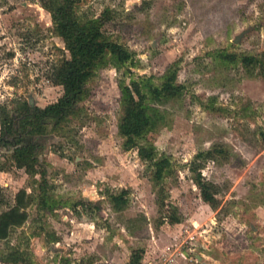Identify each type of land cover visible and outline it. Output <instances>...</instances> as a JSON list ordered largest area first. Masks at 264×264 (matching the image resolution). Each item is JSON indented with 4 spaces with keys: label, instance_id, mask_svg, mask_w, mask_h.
<instances>
[{
    "label": "rangeland",
    "instance_id": "rangeland-1",
    "mask_svg": "<svg viewBox=\"0 0 264 264\" xmlns=\"http://www.w3.org/2000/svg\"><path fill=\"white\" fill-rule=\"evenodd\" d=\"M74 11L130 57L98 63L78 110L40 136L34 170L0 149V218L26 215L0 237V264H124L134 248L140 264H264V0H77ZM67 56L41 0H0V129L19 102L57 99L50 74ZM171 72L179 92L156 96ZM135 79L151 118L136 143L169 158L160 178L118 131ZM15 249L24 263L6 260Z\"/></svg>",
    "mask_w": 264,
    "mask_h": 264
},
{
    "label": "trees",
    "instance_id": "trees-1",
    "mask_svg": "<svg viewBox=\"0 0 264 264\" xmlns=\"http://www.w3.org/2000/svg\"><path fill=\"white\" fill-rule=\"evenodd\" d=\"M76 1L41 0V4L50 11L54 30L64 40L65 49L69 53V56L53 66L50 74L51 81L62 86V93L56 100L44 106L37 105L30 99L21 101L16 111L11 114L5 113L1 118L0 149L9 151L15 164L24 167L27 171L34 170V164L42 147L40 136L44 134L48 125L58 126L78 110L86 81L92 76L98 63L106 55H111L117 62L125 61L130 57V51L126 47L103 36L96 22H81L78 19L74 11ZM256 61L258 58L254 55L242 56V62L246 64ZM174 81L175 73L171 72L167 74L161 86H154L152 91L156 96L174 95L181 88V85L175 84ZM124 93V115L118 124V131L125 138L124 143L127 148L137 147L140 158L150 160L155 165L154 176L160 178L171 164L169 158L166 156L157 158L153 146L136 143V138L143 135L151 124L145 103L147 94L142 87V81L132 80L124 87ZM193 170H195L194 183L199 189L201 198L215 206L216 184L204 179L196 166ZM20 200L21 198L17 197L16 202L19 204ZM112 200L115 205L125 202L121 195L113 196ZM4 201L5 197L0 185V203ZM80 205L83 208L89 205L97 206L86 199H82ZM170 216L175 220L178 219L174 212ZM25 217V213L19 211L17 207L10 208V211L0 218V237L5 238L9 234L10 226H15ZM141 254L142 249H132L124 264H140ZM20 256L21 251L15 249L9 253L6 260L24 263L25 260Z\"/></svg>",
    "mask_w": 264,
    "mask_h": 264
},
{
    "label": "water",
    "instance_id": "water-1",
    "mask_svg": "<svg viewBox=\"0 0 264 264\" xmlns=\"http://www.w3.org/2000/svg\"><path fill=\"white\" fill-rule=\"evenodd\" d=\"M244 31H245V30H242L240 33L234 35V37H233V41H234V42H237V41L240 39V37L243 35ZM30 101H32V99H30Z\"/></svg>",
    "mask_w": 264,
    "mask_h": 264
}]
</instances>
